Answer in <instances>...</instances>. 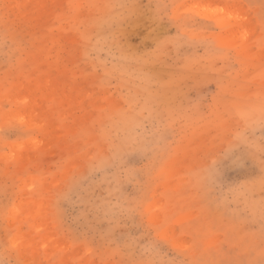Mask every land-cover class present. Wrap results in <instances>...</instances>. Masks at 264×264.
<instances>
[{"label": "rangeland", "instance_id": "1", "mask_svg": "<svg viewBox=\"0 0 264 264\" xmlns=\"http://www.w3.org/2000/svg\"><path fill=\"white\" fill-rule=\"evenodd\" d=\"M0 264H264V0H0Z\"/></svg>", "mask_w": 264, "mask_h": 264}]
</instances>
